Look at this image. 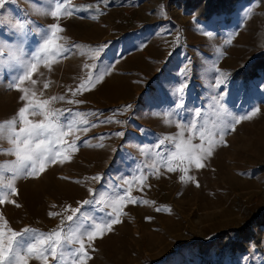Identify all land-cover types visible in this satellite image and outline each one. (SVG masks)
<instances>
[{
  "label": "rangeland",
  "instance_id": "1",
  "mask_svg": "<svg viewBox=\"0 0 264 264\" xmlns=\"http://www.w3.org/2000/svg\"><path fill=\"white\" fill-rule=\"evenodd\" d=\"M176 2L6 0L0 8V198L5 200L0 231L5 242L11 231L67 234L70 226H79L88 253L85 264H264V238L262 253L211 250L204 261L193 246L242 227L237 199L258 197L264 204V173L258 171L264 165V78L246 82L230 75L262 27L264 0L242 1L230 15L207 22L197 21ZM54 24L61 31L45 51ZM178 35L186 45L173 53L171 43ZM116 47L125 53L117 63L98 61ZM31 64L35 71L21 83ZM98 72L107 73L101 82L73 95L89 73ZM222 74L225 82L217 86ZM50 96L64 97L54 104L62 113V130L72 122L76 127L64 137L66 145H51L62 152L57 163H46L35 176L17 174L11 170L16 157L8 142L12 122L18 131L19 109ZM126 106H131L128 111ZM28 116L33 122L44 119L31 111ZM109 118L111 123H102ZM235 120L234 128L224 127ZM193 121L197 128L190 130ZM221 129L224 143L201 161L204 167L189 164L185 153L191 146L208 147L209 139L219 140ZM73 140L75 149L67 146ZM169 166L175 171L169 172ZM181 176L193 179L182 181ZM139 177L145 178L143 184ZM122 196L148 203L125 200L121 222L89 241L86 233L114 219L110 202ZM74 209L79 211L69 222L66 217ZM35 233L19 238L22 251ZM78 248L64 245L69 264ZM28 264L43 262L31 256ZM48 264L61 261L49 256Z\"/></svg>",
  "mask_w": 264,
  "mask_h": 264
},
{
  "label": "snow or ice",
  "instance_id": "2",
  "mask_svg": "<svg viewBox=\"0 0 264 264\" xmlns=\"http://www.w3.org/2000/svg\"><path fill=\"white\" fill-rule=\"evenodd\" d=\"M14 2V0H13ZM6 3V0H0V8L4 7ZM60 10V6L57 5V10L52 12L53 16H56ZM19 27H23V25H19ZM61 31L59 25H52V35L49 37L44 46V50L47 51L50 45H55V36L56 33ZM207 34V33H206ZM227 44H231L232 40L229 39L226 41ZM63 51H67V49H61ZM102 50L97 49L96 53L97 55ZM85 68H88L89 65L85 64ZM36 69V64H31L29 70L26 72V74L22 77H20L21 83H23L24 80L28 79L32 76V73ZM107 73H97L93 76L92 73H89V79L87 83H82L75 92H73V95L78 94L79 92L83 90H87V87L89 84H95L101 82L105 75ZM225 82L224 75L222 74L220 78L217 79V86ZM47 87V85H45ZM177 91H180L181 94L183 93V88L178 89ZM26 98V97H25ZM53 100H64L63 96L59 97H52ZM69 103H72V101H69ZM79 103V101H77ZM49 104V101H42L38 102L35 105H33L31 102L26 107H21L19 109V119L22 124V126L19 128L18 131H16L15 128V121L12 122L13 127L11 128V134L8 137V142L13 146L10 149V152L15 155L16 160L14 162V166L11 169L17 174H24L27 176H35L36 173L44 172L46 163H57V156H61L62 152L60 151H54L51 147L52 144L57 143L60 145H66L67 142L64 140L65 136H68L71 134V131L76 127L75 122L69 123L67 125L68 131H63L62 128L64 127L59 123L60 116L62 115L61 112H59L57 109L54 108H47L45 109V106ZM131 106H126L124 111H128ZM179 107V105H178ZM31 111L32 115L41 114L43 115L44 119L40 122H33L31 119H29L28 113ZM79 115V113L77 114ZM256 113L253 112L251 116H255ZM195 116L199 118L201 116V113L197 111L195 113ZM251 116H245L243 119H249ZM111 118L102 121V123H111ZM116 123H120V121H115ZM82 123L87 124L88 121L84 120ZM239 123V120H235L233 124H225L224 127L227 128H234V124ZM95 126V125H93ZM197 128V124L195 121L191 123L190 130H195ZM84 132H87L88 129L84 128ZM117 136L123 135L121 132L116 133ZM183 135V132L181 133V136ZM4 136V130L0 128V145H2V138ZM168 139L167 137L165 139H162L160 141V144L163 145L165 143V140ZM201 139H203V135H201ZM188 142H191V137H189ZM217 143L223 144L224 143V137H223V130L221 129V134L219 137V140L209 139L207 141L208 147L203 148L201 145L196 144L192 145L191 148L185 153V158L188 160L189 164H194L196 168H203L204 165L201 162L206 156H211L213 154V148L216 146ZM68 147H71L73 149L76 148L75 140L72 141L71 144L67 145ZM100 147H103V145H99ZM177 148L180 147V144L177 143ZM2 147H0V152H2ZM175 155V154H174ZM60 163H63V160L59 161ZM168 171L172 172L175 171L174 168L171 166L168 167ZM187 171L186 169L184 170ZM95 180H99L100 177L96 176L93 177ZM143 184L144 177L138 178ZM180 179L184 181L192 180L193 177L191 176H181ZM129 183V182H125ZM197 186H199L197 184ZM9 188H11V185H8ZM13 192H15V189H12ZM3 196H7V193H4ZM127 201V203L135 204V203H144L147 204V200L138 201L135 197L127 196V197H118L110 202V207L112 208V215L114 216V219H111L110 222H104V223H96L94 225V230L87 232V239L89 241H92L98 234H102L104 231H111L112 226L115 224H118L121 222L120 215H121V205L122 203ZM4 198H0V204L4 203ZM85 204L90 203V201H84ZM159 210V209H158ZM79 209L72 210V215H68L66 217V220L69 222L74 221V217H76L77 212ZM50 215H57L56 213H50ZM35 233L34 229L31 228H25L23 233L11 231V234L8 236L7 241L5 242L4 236L5 233L3 231H0V264H28V258L31 256H34L37 260H40L43 262V264H48V258L49 256L52 257L53 260H60L61 264H69V261L66 259V254L63 251L65 244H78L79 248L76 249L71 255L76 257L70 260V264H85V258L88 256V253L85 251V244L84 240L82 239V235L84 233H81L80 227H69L68 233L64 234L62 230L54 231L51 233H35L34 235V242L29 243L26 248H21L22 241L21 237L33 234ZM15 245V247H14Z\"/></svg>",
  "mask_w": 264,
  "mask_h": 264
},
{
  "label": "trees",
  "instance_id": "3",
  "mask_svg": "<svg viewBox=\"0 0 264 264\" xmlns=\"http://www.w3.org/2000/svg\"><path fill=\"white\" fill-rule=\"evenodd\" d=\"M242 1L263 0H177V6L199 22H207L212 17L230 15ZM244 53L239 58V69L230 73L233 80L250 81L264 78V13L263 24L250 41L244 46ZM264 173V165L258 168ZM236 208L244 220L238 229L227 228L216 239L205 243L196 241L194 247L201 261L211 250L215 253L229 252L232 255L248 253L252 248L263 252L264 204L253 198L247 202L237 199Z\"/></svg>",
  "mask_w": 264,
  "mask_h": 264
},
{
  "label": "crops",
  "instance_id": "4",
  "mask_svg": "<svg viewBox=\"0 0 264 264\" xmlns=\"http://www.w3.org/2000/svg\"><path fill=\"white\" fill-rule=\"evenodd\" d=\"M220 17H223V15L218 16V17H214V18H220ZM116 48H118V49L117 50H108L102 58L100 57L98 59V61L102 62L104 60L105 62H107L109 64H113L114 62L117 63V61H119L120 59L123 58L122 55H124L125 53L122 54V52H124V51L121 50V48L120 49H119V47H116ZM119 54H122V55H119ZM115 60H117V61H115ZM153 61H154V59H153ZM112 71L113 72H117V71L130 72V71H127V70H117V69H113Z\"/></svg>",
  "mask_w": 264,
  "mask_h": 264
},
{
  "label": "built area",
  "instance_id": "5",
  "mask_svg": "<svg viewBox=\"0 0 264 264\" xmlns=\"http://www.w3.org/2000/svg\"><path fill=\"white\" fill-rule=\"evenodd\" d=\"M186 43L184 42V40L182 39V37L180 35H178L177 37H175L173 39V42L171 43V51L173 53H177L179 51H181L184 47H185ZM49 104L45 106L44 110H47V108H55L56 101L52 99V97H49Z\"/></svg>",
  "mask_w": 264,
  "mask_h": 264
}]
</instances>
